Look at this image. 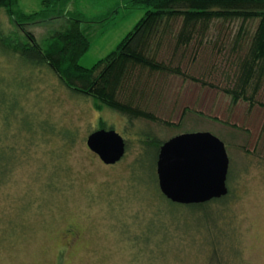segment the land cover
Wrapping results in <instances>:
<instances>
[{"label": "rangeland", "instance_id": "rangeland-1", "mask_svg": "<svg viewBox=\"0 0 264 264\" xmlns=\"http://www.w3.org/2000/svg\"><path fill=\"white\" fill-rule=\"evenodd\" d=\"M125 2L68 3V9H80L85 19L96 22L81 65L89 67L114 49L141 17L143 7H124ZM19 4L30 12L39 9L40 0ZM61 22L26 27L42 41ZM257 22L243 23L237 45L240 19H214L185 45L176 41L181 18L162 28L149 54L182 74L132 67L118 97L167 123L129 121L108 107L97 110L90 98L71 94L47 67L29 66L17 54L0 51L6 100L14 93L19 100L5 118V145L14 144V161L0 185V264H206L208 251L191 230L159 245L152 240L142 247L136 240L153 211L164 207L155 191V167L148 166L155 154L147 157L148 147L140 138L152 133L164 142L194 131H208L224 142L231 191L225 212L234 217L233 244L243 264H264V77L252 105L242 99L232 103L223 91L235 86L239 60ZM11 26L0 8V28ZM22 118L31 124V134L21 129ZM101 121L128 143L113 164L103 163L86 145L87 135ZM43 122L72 131L74 142H64L49 130L43 133ZM154 135L149 142L155 145L159 139ZM48 179L54 189L47 187ZM68 226L77 232L72 245L66 244Z\"/></svg>", "mask_w": 264, "mask_h": 264}, {"label": "trees", "instance_id": "trees-1", "mask_svg": "<svg viewBox=\"0 0 264 264\" xmlns=\"http://www.w3.org/2000/svg\"><path fill=\"white\" fill-rule=\"evenodd\" d=\"M128 7L141 6L143 14L133 27L118 41L115 48L97 59L91 66L80 64V58L90 47V33L93 20L67 8L71 0H40L37 10L27 12L20 7L19 0H0V8L12 24L11 28H0V51L17 54L24 64L33 67H47L73 95H83L91 99L97 110L104 107L116 110L131 118H143L150 121H161L151 112L124 102L118 97L119 88L129 76L132 67L148 68L156 71H169L182 74L178 68H170L155 60L149 54L153 40L162 32V28L174 18H181L182 23L176 33L178 44L190 42L198 29H206L214 19H240L241 24L235 38V44L244 35V22L257 19V25L249 41L245 55L239 60L238 74L233 89H223L231 95L232 103L239 99L254 103V95L264 77V0H125ZM57 19L61 24L52 29L42 40L38 41L26 27L35 22ZM192 80H196L191 77ZM253 84L247 95V88ZM5 81L0 76V185L4 183L9 165L14 161V144L5 145V118H9L18 108L17 93L6 100ZM21 129L31 132V124L22 118ZM98 128H112L101 121ZM43 133L49 130L64 140L73 143L74 133L64 128H56L53 124H40ZM32 133V132H31ZM30 133V134H31ZM154 135L147 133L141 137L146 154L152 151L155 159L148 164L156 172V159L163 143L156 140L155 145L149 142ZM29 140V139H27ZM162 142V143H161ZM161 143V144H160ZM125 142V148L127 147ZM155 146V147H154ZM156 148V149H155ZM153 149V150H152ZM157 178V175H156ZM156 178H154L156 182ZM229 181V176H228ZM47 187L53 188V179H48ZM54 189V188H53ZM156 194L162 207H157L146 220L136 240L147 246L152 240L159 245L181 233V230L200 237L203 248H206V264H243L240 250L233 244L232 226L234 217L227 211L231 191L226 195L213 198L203 203L179 204L168 200L155 186ZM67 246H65L66 248ZM141 247V248H142Z\"/></svg>", "mask_w": 264, "mask_h": 264}, {"label": "water", "instance_id": "water-1", "mask_svg": "<svg viewBox=\"0 0 264 264\" xmlns=\"http://www.w3.org/2000/svg\"><path fill=\"white\" fill-rule=\"evenodd\" d=\"M87 147L105 164L125 152V141L112 128H99L86 137ZM229 158L224 142L208 131L179 133L165 140L156 159L157 184L168 200L203 203L228 192Z\"/></svg>", "mask_w": 264, "mask_h": 264}, {"label": "flooded vegetation", "instance_id": "flooded-vegetation-1", "mask_svg": "<svg viewBox=\"0 0 264 264\" xmlns=\"http://www.w3.org/2000/svg\"><path fill=\"white\" fill-rule=\"evenodd\" d=\"M65 234H66L67 236H69V238H68L69 240L67 241L66 244H68V245H72L73 242H74V240L77 238V232H76V230L73 229V228H70V226H68V227L65 229Z\"/></svg>", "mask_w": 264, "mask_h": 264}, {"label": "crops", "instance_id": "crops-1", "mask_svg": "<svg viewBox=\"0 0 264 264\" xmlns=\"http://www.w3.org/2000/svg\"><path fill=\"white\" fill-rule=\"evenodd\" d=\"M123 1H125V0H123ZM126 3V2H125ZM127 4V3H126ZM124 7H128V5H126V6H124ZM75 11H79V12H81V10L80 9H74ZM82 13V12H81ZM83 14V13H82Z\"/></svg>", "mask_w": 264, "mask_h": 264}]
</instances>
